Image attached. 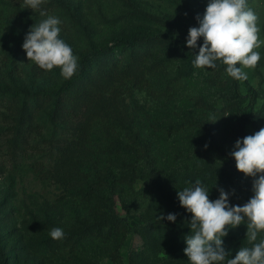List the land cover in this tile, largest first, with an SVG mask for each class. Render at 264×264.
Here are the masks:
<instances>
[{"label": "rangeland", "instance_id": "1", "mask_svg": "<svg viewBox=\"0 0 264 264\" xmlns=\"http://www.w3.org/2000/svg\"><path fill=\"white\" fill-rule=\"evenodd\" d=\"M131 1L142 15L123 0H43L39 10L24 7V0H0V90L9 94L18 89L54 91L63 84L65 79L59 68L51 71L39 68L28 60L22 48L32 25L46 19L40 15L41 10L60 19L59 38L72 48L78 62L79 55L92 45L104 48L115 39L133 33L165 32L166 26L152 17L180 19L187 26L191 23L181 0ZM186 2L202 17L208 0ZM249 6L258 15L259 35L264 40V0H250ZM263 47L264 44L256 50L260 52ZM163 59L159 49L141 52L136 58L135 78L121 77L117 71L113 85L107 87L106 96L119 89L120 97L111 100L105 117L89 130L74 122L53 119L48 109L38 112L30 122H19L17 110H12L10 101L4 98L6 102L0 108V236L9 264H66L63 254L69 247L62 252V245L59 246L55 255L45 250L44 243L51 238L49 232L55 227L69 231L75 224L73 221L92 211L90 205L66 199L62 183L56 177L55 162L66 142L88 138L90 148L103 149L118 140L123 147H131L134 144L132 135L134 138L137 135L143 143L141 149L151 151L152 155L169 147L181 148L178 125L199 113L194 112V98L203 92L205 78L203 73L185 78L174 60L161 63ZM255 69H245L248 74L245 82L264 89V67L260 69V76ZM176 107L179 111L174 110ZM223 126L229 135L224 146L233 151L239 130L247 135L255 133L251 126L240 128L226 122ZM160 127L171 128L166 140L160 134ZM186 131L193 137L194 128ZM109 158H115L119 165L132 161L128 153L105 157ZM144 187V182L138 181L134 189L141 193ZM116 200L120 216L127 215L133 225L141 222V215L133 209L134 199L130 192L124 189ZM140 202L144 205L142 199ZM125 206L134 213L127 214ZM236 229L247 231L243 224ZM152 240H157L152 246L154 250L162 251L160 257H165L170 246L168 238ZM144 247L142 238L128 235L117 252L125 257ZM222 247L228 258H235L237 253L224 244ZM80 249L81 256L91 258L95 264H119L112 258L113 248L108 244L95 242ZM182 260L190 264L188 257Z\"/></svg>", "mask_w": 264, "mask_h": 264}, {"label": "trees", "instance_id": "2", "mask_svg": "<svg viewBox=\"0 0 264 264\" xmlns=\"http://www.w3.org/2000/svg\"><path fill=\"white\" fill-rule=\"evenodd\" d=\"M123 1L139 15L143 14L133 1ZM181 2L185 14L191 20L188 26L180 19L152 17L166 26L165 32L133 33L115 39L104 48L90 46L79 55L77 73L71 79H65L54 91L30 92L18 89L9 94L0 90V108L9 100L10 108L18 112L16 118L19 122H30L38 112L48 109L53 119L74 122L89 130L96 121L105 117L111 100L120 97L119 89L106 96L107 87L115 81V73L118 71L121 77L135 78L138 72L136 58L141 52L159 49L164 56L161 63L174 60L183 70L185 78L198 73H203L205 78L203 92L194 98V112L199 113L178 125L181 128L178 134L181 148L169 147L152 155L151 151L142 150L141 139L132 135L134 144L131 147H123L120 141L114 140L107 149L90 148L89 139L80 138L66 142L65 147L58 152L55 170L56 177L62 183L64 197L92 208L89 214L73 221L75 224L64 232L62 240L50 238L44 243L45 250L53 255L58 253L59 246L62 245V252L69 247L63 254L66 264H95L91 258H83L80 249L83 245L95 242L112 247V258L119 264H184L182 259L187 257L184 253L187 247L185 236L190 233L192 214L180 205L179 190L193 186L199 179L209 190L210 200L218 199L219 190L223 189L229 193V204L232 206H243L254 195V178L246 177L236 169V161L230 155L233 150L224 146L229 141V135L225 132L223 122L233 126L236 124L240 128L251 126L255 132L264 128V89L262 86L255 88L247 85L245 80L237 81L229 77L226 66L220 62L214 69L194 67V55L198 54L203 38L198 41L196 49L187 47L189 28L199 26L196 20L198 14L191 10L186 0ZM249 2L247 0L248 5ZM260 55L255 69L259 76L260 69L264 67V47ZM174 110L179 111V107ZM160 128V134L166 140L171 128ZM189 128H194L193 137L186 131ZM245 136L247 134L241 130L236 134L237 139ZM126 153L132 159L128 164L119 165L115 163V158L105 159ZM138 181L144 182L141 193L134 189ZM124 189L132 194L133 209L141 215V222L135 225L128 221L127 215L120 216L117 211L116 197ZM124 209L127 214L134 213L127 206ZM170 213L176 214L174 223L166 219ZM161 215L165 219L160 220ZM243 226L246 227V223ZM236 228H229L228 236L223 238V244L235 253L241 247L252 246L246 239V233ZM128 235L142 238L145 247L121 257L117 250ZM153 238H168L170 246L165 257H160L162 251L152 247L157 241ZM261 238H264V233L258 235L257 241L253 243H258ZM0 264H9L1 236Z\"/></svg>", "mask_w": 264, "mask_h": 264}, {"label": "clouds", "instance_id": "3", "mask_svg": "<svg viewBox=\"0 0 264 264\" xmlns=\"http://www.w3.org/2000/svg\"><path fill=\"white\" fill-rule=\"evenodd\" d=\"M43 0H24V7L39 10ZM46 17L33 24L22 45L29 61L39 68L51 71L60 69L64 79H71L78 71V57L61 38V21L41 10ZM258 15L247 0H208L203 16H196L198 27H190L187 47L196 49L198 41L203 44L195 56L196 68H216L217 62L226 66L229 77L244 81L248 79L245 69L254 70L261 55L259 49L264 40L260 38ZM237 65H240L239 67ZM216 121V120H215ZM230 155L236 161V169L246 177H253L254 195L243 206L229 204V193L220 189L218 199H209V190L197 179L193 186L178 191L180 205L192 214L190 233L185 236L184 249L190 264H264V128L252 135L237 139ZM258 177V178H257ZM176 214L166 219L176 221ZM246 218V220H245ZM160 220L165 219L163 215ZM246 223V239L251 247H241L235 258H228L222 247L229 228ZM53 240H62L65 233L55 227L49 232Z\"/></svg>", "mask_w": 264, "mask_h": 264}]
</instances>
